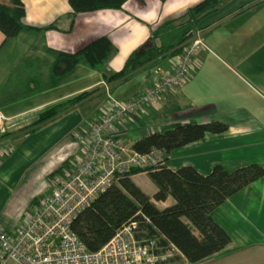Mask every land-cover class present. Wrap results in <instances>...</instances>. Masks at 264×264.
<instances>
[{
	"label": "crops",
	"instance_id": "crops-1",
	"mask_svg": "<svg viewBox=\"0 0 264 264\" xmlns=\"http://www.w3.org/2000/svg\"><path fill=\"white\" fill-rule=\"evenodd\" d=\"M202 1L129 0L120 10L73 15L68 0H23L27 25L44 28L53 24L55 29L23 31L6 41L0 32L4 72L11 71L20 56V61L24 58L36 67L28 76L30 85L36 82L44 90L28 102L14 101L6 115L9 132L32 126L55 104L95 90L97 94L33 136L11 134L16 152L1 164L0 173L28 165L44 153L60 159V154L72 148L69 157L79 155L81 144L70 133L87 131L93 121L104 117L108 94L116 92L117 97H110L119 101L133 99L163 74L172 72L176 57L160 59L112 85L106 84L105 76L120 72L129 56L145 47L161 24ZM197 35H201L206 49L198 55L189 79L157 106L121 121L117 135L133 148L153 133H165L180 125L220 123L227 126L226 132L172 151L165 166L173 171L191 166L203 175L216 166L229 173L251 165L264 168V0H225L198 23L193 37ZM104 37L115 51L102 71L80 64L70 75L52 78L57 52L76 53ZM104 94L107 101L96 106L93 102ZM139 176L148 175L142 173L132 179L153 197L157 189L147 193L145 189L151 188V183L147 179L138 183ZM173 203L169 198L156 205L164 209ZM212 218L230 236L231 244L198 264H264V177L229 198L212 213ZM22 224L4 229L14 231Z\"/></svg>",
	"mask_w": 264,
	"mask_h": 264
},
{
	"label": "trees",
	"instance_id": "trees-1",
	"mask_svg": "<svg viewBox=\"0 0 264 264\" xmlns=\"http://www.w3.org/2000/svg\"><path fill=\"white\" fill-rule=\"evenodd\" d=\"M129 0H68L73 15L102 10H120ZM166 2L168 0H160ZM225 0H204L187 12L161 24L145 47L133 52L123 69L113 76H105L109 85L123 82L137 72L163 58L181 54L182 45L194 36L198 23L215 11ZM23 0H0V32L4 40L16 37L23 31H48L49 25L35 28L25 23ZM114 46L108 38L98 39L76 53L57 52L52 78L70 75L76 66L83 64L102 71L108 63ZM83 93L55 104L42 112L39 119L28 127L33 133L47 124L68 115L84 97L96 93ZM28 129V130H29ZM35 129V130H34ZM227 126L220 123L184 124L165 133H153L133 146L139 154L153 150L165 154V162L172 151L198 142L208 135L222 134ZM63 169V168H61ZM60 169V170H61ZM55 174H61L63 170ZM146 173L157 191L150 197L132 177ZM264 177L259 165L242 167L227 172L216 166L203 175L194 167L184 166L176 171L163 165L145 171L135 170L117 177L116 183L90 206L72 224L73 232L91 253L100 251L124 226L138 223V240H157L165 250L172 245L189 264L201 263L225 250L231 244L230 236L213 220L212 213L229 198ZM174 203L160 209L156 203Z\"/></svg>",
	"mask_w": 264,
	"mask_h": 264
},
{
	"label": "built area",
	"instance_id": "built-area-1",
	"mask_svg": "<svg viewBox=\"0 0 264 264\" xmlns=\"http://www.w3.org/2000/svg\"><path fill=\"white\" fill-rule=\"evenodd\" d=\"M205 49L201 35H197L176 57L173 71L163 74L154 85L128 101L109 96L104 117L93 121L87 131L73 134L81 152L74 156L69 170L52 179V192L24 216L18 229L7 231L0 226V264H171L180 255L172 245L165 250L157 240H138V223L124 226L100 251L91 253L73 232L72 224L116 183L117 177L165 163L161 151L147 155L135 152L117 135V126L180 89ZM7 122L0 113V161L15 149L13 136L5 130Z\"/></svg>",
	"mask_w": 264,
	"mask_h": 264
},
{
	"label": "rangeland",
	"instance_id": "rangeland-1",
	"mask_svg": "<svg viewBox=\"0 0 264 264\" xmlns=\"http://www.w3.org/2000/svg\"><path fill=\"white\" fill-rule=\"evenodd\" d=\"M8 2L9 0H4ZM193 40V36L187 40L182 47L189 44ZM6 58H8L6 56ZM23 62L20 61V56L18 57L17 63L13 65L14 67L11 71L4 72L5 69V54L0 55V113L5 117L7 115V110L14 107V101L19 100L21 102H28L33 97L38 96V94L44 93L42 88L37 87L36 82L29 83V75L32 71L36 69L28 60L23 58ZM19 63V64H18ZM52 79V78H51ZM57 80V79H56ZM53 81V79H52ZM55 81V80H54ZM35 85V87L32 86ZM109 85L108 83H106ZM105 84V86H106ZM135 85V83L133 84ZM29 87V88H28ZM97 93H92L89 96L83 98L78 106L82 104H87L89 101L95 98ZM108 96H115L116 92L112 91ZM107 95L98 96L93 102L96 106L101 105L107 101ZM91 105V104H90ZM7 118V117H6ZM96 121V120H95ZM8 123V122H7ZM11 123V122H10ZM29 122H22V124H27ZM9 125V124H8ZM29 128L23 129L20 132H9L8 127L5 125V130L7 135L14 134L17 136H33L40 131L33 133ZM35 130V129H34ZM70 137L73 138V134L70 133ZM74 139V138H73ZM82 149V147H81ZM16 152L14 149L13 154ZM10 156L2 159L0 161V166ZM72 154V148H68L66 152L60 154V159L51 154L44 153L40 155L35 161H28V165H23L19 168H11L6 172L0 173V226L3 228H13L17 227L23 221L24 216L31 212L46 196L52 192V179L61 170H69L70 162L74 161V156L69 157ZM57 155V154H56ZM57 158V159H56ZM60 161V162H59ZM59 162L57 166L53 167L55 163ZM60 170V171H61ZM63 171H61L63 173ZM142 179H147L151 183V188L145 189L147 193L152 194L156 190L154 183L146 176H139L136 178L138 183ZM179 255V254H178ZM186 261L182 256H177L172 260L171 264H185Z\"/></svg>",
	"mask_w": 264,
	"mask_h": 264
}]
</instances>
